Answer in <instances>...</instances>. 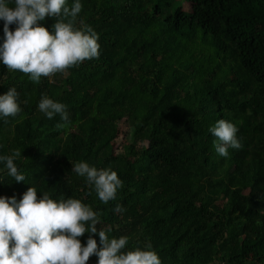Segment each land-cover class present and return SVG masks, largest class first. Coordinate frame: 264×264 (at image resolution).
Here are the masks:
<instances>
[{
    "label": "trees",
    "instance_id": "16d2710c",
    "mask_svg": "<svg viewBox=\"0 0 264 264\" xmlns=\"http://www.w3.org/2000/svg\"><path fill=\"white\" fill-rule=\"evenodd\" d=\"M80 2L74 26L98 33V57L38 82L0 64V94L14 87L21 109L0 118V154L18 150L25 176L6 177L0 195L33 186L80 199L97 228L127 249L150 243L161 264H264V0ZM42 95L66 106L67 127L39 112ZM218 119L237 127L227 157L208 132ZM70 161L115 171V200L101 202Z\"/></svg>",
    "mask_w": 264,
    "mask_h": 264
},
{
    "label": "clouds",
    "instance_id": "9594fccd",
    "mask_svg": "<svg viewBox=\"0 0 264 264\" xmlns=\"http://www.w3.org/2000/svg\"><path fill=\"white\" fill-rule=\"evenodd\" d=\"M81 7L80 0H72L71 7L67 0H0L3 22L0 64L38 82L42 76L50 77L98 57V33L83 21L80 27L74 26ZM54 16L58 19L51 25V31L38 23ZM17 97L14 87L0 94V118L14 117L21 111ZM36 107L47 118L59 115L57 128L69 125L63 103L42 95ZM208 132L214 137L212 145L221 157L229 155V148L241 147L237 127L229 120H216ZM20 155L18 150L0 154V183L6 177L15 182L25 181L23 172L14 163ZM71 165V171L84 178L101 202L115 200L122 185L115 171L90 166L85 161ZM112 211L115 214L123 209L117 203ZM98 223V214L77 198L53 199L47 192H41L38 198L33 186L19 199L15 195H0V264H86L93 254L97 257L96 264H161L150 243L127 249V237L110 238L105 229L97 228ZM85 232L88 236L82 245L78 237ZM92 234L98 235L99 248Z\"/></svg>",
    "mask_w": 264,
    "mask_h": 264
},
{
    "label": "rangeland",
    "instance_id": "374dc122",
    "mask_svg": "<svg viewBox=\"0 0 264 264\" xmlns=\"http://www.w3.org/2000/svg\"><path fill=\"white\" fill-rule=\"evenodd\" d=\"M186 7H187V5H186ZM58 73H59L60 75H64V74H65V71H63V72H58ZM127 128H128V123H127V122H123L122 125H121L122 132H125V131L127 130ZM122 138H123V135H121V136L117 139V141L120 142V141L122 140ZM218 264H220V263H218Z\"/></svg>",
    "mask_w": 264,
    "mask_h": 264
}]
</instances>
